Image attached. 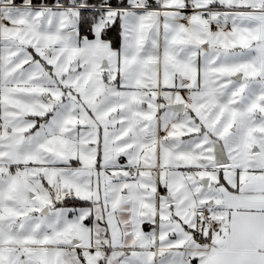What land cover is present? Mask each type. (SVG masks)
<instances>
[{
    "label": "snow or ice",
    "instance_id": "obj_1",
    "mask_svg": "<svg viewBox=\"0 0 264 264\" xmlns=\"http://www.w3.org/2000/svg\"><path fill=\"white\" fill-rule=\"evenodd\" d=\"M0 264H264V0H0Z\"/></svg>",
    "mask_w": 264,
    "mask_h": 264
}]
</instances>
